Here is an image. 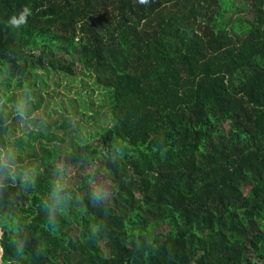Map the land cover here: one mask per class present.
Returning a JSON list of instances; mask_svg holds the SVG:
<instances>
[{
  "label": "trees",
  "instance_id": "obj_1",
  "mask_svg": "<svg viewBox=\"0 0 264 264\" xmlns=\"http://www.w3.org/2000/svg\"><path fill=\"white\" fill-rule=\"evenodd\" d=\"M78 71L108 103L84 140L64 117L6 140L0 110V264H264V0H0L30 121L36 83Z\"/></svg>",
  "mask_w": 264,
  "mask_h": 264
},
{
  "label": "rangeland",
  "instance_id": "obj_2",
  "mask_svg": "<svg viewBox=\"0 0 264 264\" xmlns=\"http://www.w3.org/2000/svg\"><path fill=\"white\" fill-rule=\"evenodd\" d=\"M3 76H0V84L3 83ZM43 84L36 83L32 95L29 99L36 98L42 103L41 108L37 111L39 117L41 112L43 116L40 121L32 122L24 112L26 100L21 98L20 91L12 87L7 90L5 94L2 93L0 86V110L12 112V116H17L14 121V129L5 135V139L11 136H20L27 131L35 130L43 132L45 129L49 130L51 138L64 139L65 129L60 127L62 119L59 123L54 121L59 117L69 118L73 122L72 135L78 136L84 140L85 135H91L97 126L105 125L107 123L106 116L103 112L108 107L106 96L101 89L96 87L93 83V76L86 74L84 71H78L74 76H64L60 74H48L44 77ZM15 96V97H14ZM14 97V98H13ZM75 122V123H74ZM44 144L47 141L44 138H38L32 141L36 147L37 143ZM52 144L57 147L66 148L65 143L59 141H52ZM87 172L81 171L78 167H70L63 170L61 167V179L63 186L68 187L73 185ZM96 187V186H95ZM1 236V230H0Z\"/></svg>",
  "mask_w": 264,
  "mask_h": 264
},
{
  "label": "clouds",
  "instance_id": "obj_3",
  "mask_svg": "<svg viewBox=\"0 0 264 264\" xmlns=\"http://www.w3.org/2000/svg\"><path fill=\"white\" fill-rule=\"evenodd\" d=\"M137 2L141 5L147 6L149 4V0H137ZM32 15V9L25 5L23 6L22 10L19 12L18 16L13 15L9 21L8 24L10 27L13 28H20L22 25L27 24V19L29 16Z\"/></svg>",
  "mask_w": 264,
  "mask_h": 264
}]
</instances>
